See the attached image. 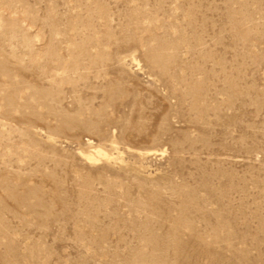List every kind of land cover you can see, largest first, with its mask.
<instances>
[{"label":"rangeland","instance_id":"rangeland-1","mask_svg":"<svg viewBox=\"0 0 264 264\" xmlns=\"http://www.w3.org/2000/svg\"><path fill=\"white\" fill-rule=\"evenodd\" d=\"M0 264H264V0H0Z\"/></svg>","mask_w":264,"mask_h":264},{"label":"bare ground","instance_id":"bare-ground-1","mask_svg":"<svg viewBox=\"0 0 264 264\" xmlns=\"http://www.w3.org/2000/svg\"><path fill=\"white\" fill-rule=\"evenodd\" d=\"M87 159L91 160L92 158L91 157H88Z\"/></svg>","mask_w":264,"mask_h":264}]
</instances>
